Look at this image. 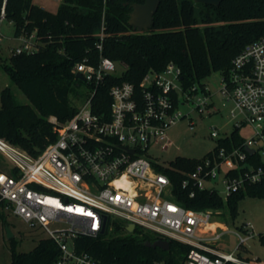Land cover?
I'll return each instance as SVG.
<instances>
[{"label": "built area", "instance_id": "2783aa9c", "mask_svg": "<svg viewBox=\"0 0 264 264\" xmlns=\"http://www.w3.org/2000/svg\"><path fill=\"white\" fill-rule=\"evenodd\" d=\"M4 20L2 0L0 22ZM17 37L21 45L13 53L37 49L35 31ZM103 39L101 26L95 42L97 64L88 57L74 63V73L81 74L90 93L71 118L59 122L53 115L48 117L56 131L53 141L33 156L0 137V153L14 166L10 174L0 172V203L29 226L39 227L56 244L59 253L50 264H104L79 249L76 239L110 233L118 223L125 230L131 223L133 231L138 227L160 239L189 245L183 264H247L235 251L254 236L250 225L242 224L243 234L234 231L235 250L221 251L217 243L226 226L211 220L212 210L188 209L177 202L169 176L160 170L166 167L152 160L148 151L151 146L166 149L171 144L167 131L180 119L187 117L193 128L192 112H217L213 94L204 83L185 87L180 68L170 62L161 71H147L139 88L129 81L111 85L108 111L95 113L92 102L97 88L115 70V62L102 55ZM220 83L217 93L233 104V129L240 134L249 128L250 133L240 134L238 144L226 134L222 138L228 143L185 173L182 187H190V196L195 189L220 195L213 186L204 185L219 175L226 197L264 181V36L247 43L233 57ZM210 135L218 137L219 131L213 127ZM224 163L229 166L222 170Z\"/></svg>", "mask_w": 264, "mask_h": 264}, {"label": "trees", "instance_id": "16d2710c", "mask_svg": "<svg viewBox=\"0 0 264 264\" xmlns=\"http://www.w3.org/2000/svg\"><path fill=\"white\" fill-rule=\"evenodd\" d=\"M2 0H0L1 3ZM144 0H61L56 12L33 0H5L6 19L15 25V36L35 31L37 49L13 53L4 69L25 94L28 102L18 104L11 90H2L0 99V137L37 155L56 138L50 115L63 122L77 111L75 98L82 80L76 78L74 63L88 57L97 64L95 47L103 26L102 55L125 64L119 74H110L97 88L92 110L108 111L111 85L129 81L139 83L149 70L161 71L172 62L181 70L185 87L198 83L212 72L226 73L233 57L249 42L264 36V0H223L218 6L193 0H160L152 27L133 30L129 20L132 4ZM234 144L241 142L238 129H232ZM228 143L218 138L215 149ZM198 159L176 157L170 166L160 168L172 183L175 200L193 210H212L227 224L237 215L238 202L246 195L264 196V181L246 185L226 199L209 189L182 187L186 172L195 169ZM241 231L244 229L238 226ZM124 230L125 233L120 231ZM161 237L138 227L131 233L116 224L110 233L95 238L76 239L78 248L104 264H183L189 245L169 241L167 250L148 245ZM264 246V233L258 234ZM246 246L242 245V250ZM56 244L40 239L29 252L12 253L9 264H50L58 255ZM246 261L255 262L246 257ZM257 263H264L257 259ZM232 264V263H228Z\"/></svg>", "mask_w": 264, "mask_h": 264}, {"label": "rangeland", "instance_id": "374dc122", "mask_svg": "<svg viewBox=\"0 0 264 264\" xmlns=\"http://www.w3.org/2000/svg\"><path fill=\"white\" fill-rule=\"evenodd\" d=\"M33 3L56 12L61 0H33ZM0 33L3 36L0 40V95L2 90L8 87L16 103H27L28 100L21 88L10 79L4 69V64L10 62L12 50L21 45V40L15 36L14 23L7 19L0 22ZM123 70L124 65L121 62H115V70L113 73L119 75ZM221 75V71H215L202 80L210 90V93L213 94L212 101L218 109L217 112L210 114L204 112L201 115L197 112H192L190 116L195 122L193 128H190L189 119L187 117L180 119L167 131L171 144L166 149H162L161 146H151L148 149L152 160L163 167H169L170 162L175 160L176 157L201 160L215 149L218 138H222L232 131L235 123V119L231 116L233 104L225 101L220 94L217 93L218 89L221 87ZM89 93V85L85 81H82V85L79 86L78 94L74 99L77 107H81L84 104ZM187 110L186 107L183 109V111ZM213 127L219 131L218 137H212L210 135V131ZM249 133V128L240 130L241 135L246 136ZM228 166L229 163H224L221 168L223 170ZM13 169V164L0 153V172L10 174ZM204 185L206 187L213 186L218 190L223 199L226 197V191L220 175L213 181H205ZM211 220L216 223L223 222L227 228L221 240L217 243V247L224 252L235 250L238 245V240L234 231L243 234L244 232L241 231L238 226H241L243 223H248L254 236L246 242V248L235 251V255L244 259L248 257L253 259V261H257V259L262 261L264 246L260 244L258 234L264 233V196L246 195L241 198L238 202L237 215L231 220L232 223L227 224L218 214H213ZM7 229L12 233L11 237L7 236ZM120 232L125 233L124 230ZM46 236L47 234L39 227L29 226L22 218L16 216L10 208H6L3 203H0V264H9L12 260L13 252H29L37 245L40 239ZM256 261H246V263L257 264Z\"/></svg>", "mask_w": 264, "mask_h": 264}, {"label": "water", "instance_id": "95a60500", "mask_svg": "<svg viewBox=\"0 0 264 264\" xmlns=\"http://www.w3.org/2000/svg\"><path fill=\"white\" fill-rule=\"evenodd\" d=\"M160 0H144L142 3L132 4V9L129 13L128 23L133 30L146 31L152 27L154 14L157 11ZM195 3H203L213 6H218L223 0H193ZM76 78L83 81V77L80 73L75 74ZM249 152H252V148H247ZM134 229L133 224H129L126 228L128 232H132ZM7 236L11 237L12 233L7 229ZM152 247H159L167 250L170 246L169 241L166 239H157L153 243H150Z\"/></svg>", "mask_w": 264, "mask_h": 264}, {"label": "crops", "instance_id": "0c3cea01", "mask_svg": "<svg viewBox=\"0 0 264 264\" xmlns=\"http://www.w3.org/2000/svg\"><path fill=\"white\" fill-rule=\"evenodd\" d=\"M41 6V5H40ZM219 224H221L222 226H225V224L223 223V222H218ZM215 225V224H214ZM214 225H211L212 227L214 226Z\"/></svg>", "mask_w": 264, "mask_h": 264}]
</instances>
